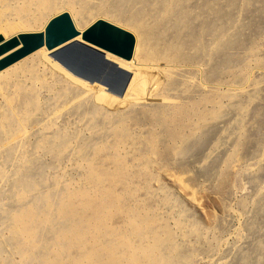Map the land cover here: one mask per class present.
I'll use <instances>...</instances> for the list:
<instances>
[{
    "label": "rangeland",
    "instance_id": "1",
    "mask_svg": "<svg viewBox=\"0 0 264 264\" xmlns=\"http://www.w3.org/2000/svg\"><path fill=\"white\" fill-rule=\"evenodd\" d=\"M42 9L0 35L69 13L80 36L0 71V264H264V0ZM99 20L131 61L83 40Z\"/></svg>",
    "mask_w": 264,
    "mask_h": 264
},
{
    "label": "water",
    "instance_id": "2",
    "mask_svg": "<svg viewBox=\"0 0 264 264\" xmlns=\"http://www.w3.org/2000/svg\"><path fill=\"white\" fill-rule=\"evenodd\" d=\"M80 35L69 13L53 18L45 33L20 34L9 40L0 35V71L15 65L43 47L53 50ZM83 40L125 61L134 56L137 40L129 31L99 20L83 34Z\"/></svg>",
    "mask_w": 264,
    "mask_h": 264
},
{
    "label": "bare ground",
    "instance_id": "3",
    "mask_svg": "<svg viewBox=\"0 0 264 264\" xmlns=\"http://www.w3.org/2000/svg\"><path fill=\"white\" fill-rule=\"evenodd\" d=\"M42 3H43V0H29L22 7L17 8L14 13H9V12L2 13V12H0V34H1V32H3L4 34H6L5 36H8L10 34H16L19 32L34 31L35 30L34 26L38 25L39 23H41L44 20ZM74 25H75V23H74ZM75 27H76V25H75ZM45 31H46V29H45ZM1 36H3V35H1ZM78 37H76V38H78ZM75 39H73V40H75ZM5 40H8V39L5 38ZM73 40H71V41H73ZM71 41H69V42H71ZM136 45H137V43H136ZM61 46H63V45H61ZM61 46H59V47H61ZM135 48H136V46H135ZM41 49H46V47H43ZM57 49H58V47H57ZM57 49L55 48V50H57ZM48 51H52V50H48ZM41 220L42 219H40V216L33 209H29L22 215L21 221L22 222L23 221H26V222L33 221V223H34L37 221L40 222ZM33 223H31V224H33ZM26 229L28 231L29 227H26ZM62 240H64V239H62ZM68 240H69V237H68ZM82 253H84V252H82ZM76 264H85V262L79 261Z\"/></svg>",
    "mask_w": 264,
    "mask_h": 264
}]
</instances>
